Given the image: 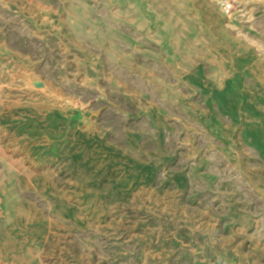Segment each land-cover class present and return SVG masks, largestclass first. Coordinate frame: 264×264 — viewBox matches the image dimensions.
<instances>
[{
	"label": "rangeland",
	"instance_id": "374dc122",
	"mask_svg": "<svg viewBox=\"0 0 264 264\" xmlns=\"http://www.w3.org/2000/svg\"><path fill=\"white\" fill-rule=\"evenodd\" d=\"M256 147L264 0H0V264H264Z\"/></svg>",
	"mask_w": 264,
	"mask_h": 264
},
{
	"label": "crops",
	"instance_id": "0c3cea01",
	"mask_svg": "<svg viewBox=\"0 0 264 264\" xmlns=\"http://www.w3.org/2000/svg\"><path fill=\"white\" fill-rule=\"evenodd\" d=\"M198 31L200 32V34L203 37V39H207L208 38V31L207 30H203V29L202 30H197L196 29V32H198ZM191 78H192L191 79L192 85L193 86H196V88H198V89H200L199 86H203V85L205 86L206 85V84H204L205 83L204 81H206V80L203 79V77H202V70H200V68L196 70V74H194ZM214 89H219V88L216 87V83H211V84L209 83V90L208 91H210L209 93L211 94V96H212V90H214ZM220 90H222V89H220ZM256 149L264 157V149L262 150V148L260 149L259 147H256Z\"/></svg>",
	"mask_w": 264,
	"mask_h": 264
}]
</instances>
